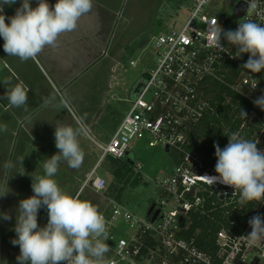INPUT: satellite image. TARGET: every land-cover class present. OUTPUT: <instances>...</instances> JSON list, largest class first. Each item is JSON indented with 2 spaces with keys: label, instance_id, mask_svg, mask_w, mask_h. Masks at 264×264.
<instances>
[{
  "label": "rangeland",
  "instance_id": "obj_1",
  "mask_svg": "<svg viewBox=\"0 0 264 264\" xmlns=\"http://www.w3.org/2000/svg\"><path fill=\"white\" fill-rule=\"evenodd\" d=\"M236 1L210 0L201 13L219 17L225 31L234 30L243 22L242 18L230 17ZM21 3L17 0L12 6L5 5L6 17L13 16ZM48 3L54 5L56 0ZM36 5L37 0H31V6ZM191 5L192 0H93L92 10L81 17L77 29L62 34L57 46L46 47L35 61L8 56L0 38V125L6 126V131H0V189L8 184L11 190L0 197V212L12 217L10 221L0 219V264H18L20 249L11 243L16 238L17 207L20 200L33 195L32 177L43 175V163L58 152L56 125L75 126L82 120L89 130V136L80 141L85 152L80 168L72 169L61 162L54 177L63 191L101 210L105 197L110 196L88 187L80 189L94 168L93 176L105 177L116 195L111 197L136 216L146 218L148 209L158 204L161 189L153 178L170 174L176 153L138 140L126 158L118 161L129 169L119 179L113 175L117 163L109 157L98 160L100 150L94 142L103 144L110 138L129 107L131 89L141 72L154 66L158 57L154 38L170 28L178 30ZM17 83L29 89L26 105L19 108L10 106L6 98L7 90ZM53 96L55 100H51ZM62 96L68 100L67 107ZM45 100L51 103L46 105ZM133 161L141 162L139 172L133 169ZM8 163L14 168L5 167ZM47 219V209L42 207L39 226H45ZM115 227L124 236L133 231L122 223Z\"/></svg>",
  "mask_w": 264,
  "mask_h": 264
},
{
  "label": "built area",
  "instance_id": "obj_2",
  "mask_svg": "<svg viewBox=\"0 0 264 264\" xmlns=\"http://www.w3.org/2000/svg\"><path fill=\"white\" fill-rule=\"evenodd\" d=\"M210 0H192L189 13L183 25L170 28L154 38L158 55L154 66L141 72L139 91L128 99L129 107L105 143H97L100 150L98 160L106 156L126 158L129 149L138 140H145L148 146L167 147L176 153V161L169 175L155 176V184L161 189V199L153 207L158 213L153 220L140 218L125 209L112 197H105L100 212L104 215L109 236L106 243L110 251L106 254L108 264H264V243L250 245L247 235L251 232L248 223L253 216L264 217V203L256 204L251 216L239 232L219 228L215 233L216 251L211 256L198 248L192 238L178 234L179 217L201 202L194 193L198 183L218 187V194H234L232 187L212 183V170H207L202 161L184 148L186 132L202 116L208 107L201 94L204 80H213L227 86L237 95L251 103L258 98L257 81L250 76L232 71L238 61L233 58L236 49L222 39L228 52H218L212 42V21L225 30L219 17L201 13ZM239 17L245 21L264 23V0H257L260 15L247 14V3ZM225 41V42H224ZM134 65L133 61H130ZM254 104V103H253ZM255 105V104H254ZM258 148L264 150V126L254 139ZM136 172L141 162H132ZM94 168L85 177L80 189L88 187L95 193H105L106 179L94 175ZM145 174L143 173V176ZM193 191L191 194L190 192ZM125 224L133 231L117 233L115 224Z\"/></svg>",
  "mask_w": 264,
  "mask_h": 264
},
{
  "label": "clouds",
  "instance_id": "obj_3",
  "mask_svg": "<svg viewBox=\"0 0 264 264\" xmlns=\"http://www.w3.org/2000/svg\"><path fill=\"white\" fill-rule=\"evenodd\" d=\"M16 3L17 0H0V38L4 41V52L22 62L35 61L46 47L55 48L59 37L75 31L78 21L93 7V0H56L54 5L48 0H37L36 7L31 6V0H22L15 14L6 17L4 6ZM247 5V14L260 15L257 0H249ZM6 19L10 22L6 23ZM212 24V42L218 52L229 51L221 43L224 39L236 49L233 58L248 54L242 65L244 69L251 73L264 71V23L245 21L227 31L216 19ZM256 86L257 83L251 87ZM28 91L23 83L8 89L6 98L10 106L26 105ZM55 99V96L51 98ZM51 100H45V104ZM61 100L67 107V98L62 96ZM253 103L264 110V95ZM241 116L246 119L247 113L241 110ZM0 131H6V126L0 125ZM224 134L228 137L227 145L223 148L214 145L218 175L210 177L212 183L232 187L239 193L241 205L264 203V150L257 147L259 141L242 138L238 132ZM88 136L89 130L82 120L75 126L56 125L54 137L58 152L43 163V175L32 177L33 195L20 200L17 207L16 238L11 243L19 246L18 264H108L109 232L104 215L92 202L63 191L54 178L61 162L72 169L80 168L85 156L80 141ZM5 167L12 169L14 165L8 163ZM10 191L7 184L6 189H0V197ZM42 207H46L48 219L40 227L38 213ZM0 219L10 221L12 217L0 212ZM248 223L249 244L264 243V217L253 216Z\"/></svg>",
  "mask_w": 264,
  "mask_h": 264
},
{
  "label": "trees",
  "instance_id": "obj_4",
  "mask_svg": "<svg viewBox=\"0 0 264 264\" xmlns=\"http://www.w3.org/2000/svg\"><path fill=\"white\" fill-rule=\"evenodd\" d=\"M247 59L248 54H243L231 69L234 73L241 72L255 79L259 97L264 95V71L251 73L244 69L242 65ZM204 82L201 94L207 101L208 107L186 132L184 148L202 161L203 168L208 169L210 166L212 167L210 170L216 173L217 158L214 145L219 144L221 148L227 145L228 137L224 132H238L242 138L254 140L264 126V110L237 95L227 86L213 80H204ZM241 110L247 113L246 119L242 118ZM1 149L4 150V148ZM106 157L117 163L114 166V176L120 179L128 172V167L118 162L122 161L121 159ZM107 186L105 192L111 197L113 193L109 185ZM194 189L195 195L201 198V202L185 212L184 223L178 234L185 238H192L196 248L214 256L216 231L219 228H226L239 232L244 222L251 216L257 202L241 205L238 192L218 194L217 186L206 183L200 182Z\"/></svg>",
  "mask_w": 264,
  "mask_h": 264
},
{
  "label": "water",
  "instance_id": "obj_5",
  "mask_svg": "<svg viewBox=\"0 0 264 264\" xmlns=\"http://www.w3.org/2000/svg\"><path fill=\"white\" fill-rule=\"evenodd\" d=\"M245 1L244 0H237L236 3L233 5L232 7V10H231V14H230V17L232 18H238L240 17L243 12H244V9H245ZM140 86H141V82L140 81H137V83L132 87L131 89V93H130V96H133L135 95L139 89H140ZM165 150H167V147L164 148ZM191 194L193 193L192 191L190 192ZM154 206H151L148 211H147V215H149L152 211ZM158 208H155L152 213L150 214L149 216V220H153L155 218V216L157 215L158 213ZM179 220H180V225L182 226L183 223H184V219L182 217H179ZM255 262V261H254ZM253 262V264H254ZM235 264H241V263H238V262H235Z\"/></svg>",
  "mask_w": 264,
  "mask_h": 264
},
{
  "label": "bare ground",
  "instance_id": "obj_6",
  "mask_svg": "<svg viewBox=\"0 0 264 264\" xmlns=\"http://www.w3.org/2000/svg\"><path fill=\"white\" fill-rule=\"evenodd\" d=\"M215 175H218V174H215Z\"/></svg>",
  "mask_w": 264,
  "mask_h": 264
},
{
  "label": "crops",
  "instance_id": "obj_7",
  "mask_svg": "<svg viewBox=\"0 0 264 264\" xmlns=\"http://www.w3.org/2000/svg\"><path fill=\"white\" fill-rule=\"evenodd\" d=\"M13 141V140H12Z\"/></svg>",
  "mask_w": 264,
  "mask_h": 264
}]
</instances>
